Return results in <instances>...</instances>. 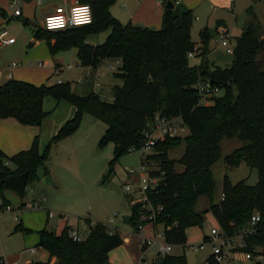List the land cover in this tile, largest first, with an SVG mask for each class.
<instances>
[{"label": "trees", "instance_id": "trees-1", "mask_svg": "<svg viewBox=\"0 0 264 264\" xmlns=\"http://www.w3.org/2000/svg\"><path fill=\"white\" fill-rule=\"evenodd\" d=\"M78 2L89 5L90 24L53 31L36 28L32 30L34 40H44L51 55L75 48L79 65L91 69L105 59L120 60L113 75L121 84L111 87V100L93 91L77 93L69 81L35 85L10 78L0 84V119L13 118L21 125L38 127L46 115L42 106L46 97L66 101L74 107L73 116L42 149L38 136H34L26 150L11 156L0 151V211L10 205L4 191L10 190L22 200L28 186L38 181L41 173L48 175L50 150L60 139L75 132L84 114L106 125L98 145L113 146L102 181L112 175L113 165L121 156L141 147L144 132L155 115L177 118L186 128L184 137H165L148 155V159L158 163L159 171L154 174L160 181L150 199L153 205L161 206L155 223L162 226L165 242L185 246L186 229L201 227L205 213L209 212L223 236L241 235L242 246L236 251L260 257L254 264H264V34L251 6L246 9L251 17L235 38L231 60L221 67L207 57L209 41L218 28H202L195 46L190 37L194 16L189 9L182 10L179 5L169 9L164 3L161 26L151 30L116 20L109 12L115 0ZM0 16L7 17L1 8ZM106 30L108 34L102 43L87 44V36ZM189 52L199 58L197 64L189 62ZM199 79L211 80L219 87V95L209 104H200L193 89ZM223 138H236L241 143L224 156V164L235 168L244 163L256 169L257 180L252 185L244 180L231 184L224 175L222 198L215 201L211 166L221 156ZM181 143H184L181 156L177 160L169 159L167 152ZM176 164L182 166L181 171L175 170ZM199 197L208 200L203 210L195 208ZM253 213H258L259 221L253 232L247 233ZM137 220V206L133 205L128 225L134 230ZM84 222L88 234L80 241L72 240L67 225L59 232L45 228L37 231L36 246L55 258V262L26 264H109V252L121 246L123 238L117 230L109 233L101 222L88 218ZM13 232L31 231L17 222ZM208 262L215 264L211 256ZM162 263L186 264V259L184 254L176 257L166 254ZM0 264H5L1 256Z\"/></svg>", "mask_w": 264, "mask_h": 264}, {"label": "rangeland", "instance_id": "rangeland-1", "mask_svg": "<svg viewBox=\"0 0 264 264\" xmlns=\"http://www.w3.org/2000/svg\"><path fill=\"white\" fill-rule=\"evenodd\" d=\"M58 1L59 0H44L43 2L46 4L57 2V4L60 5L61 2ZM123 2V0H115L109 8L110 14L116 20L118 19L111 13V8L118 18L123 19L126 11V7H123ZM0 4L3 10L8 13L10 12L6 2L1 1ZM246 6H251L252 12L257 14L264 27V0H240L237 17L229 23L231 26L230 35L232 34L230 42L232 45H234L235 41L234 36H237L240 32V26L242 25L245 15L247 16V20L251 17L249 13L243 10ZM20 20L21 17L12 18L7 21L6 29L9 36L17 41L18 49H23L26 54L31 50V45H29L30 41L21 43V38L25 32L29 33L31 36L33 27L32 25L23 24ZM122 22L125 23L126 21ZM218 31L216 32V38L218 36ZM190 32L191 39L197 41V29L193 27L191 30L190 28ZM107 33L108 30L91 34L87 36L85 40L86 42L95 43L97 39L100 44L105 38L103 36ZM214 39L213 37L211 39L212 41H210L211 46L215 43ZM42 42L44 43L45 41L42 40ZM38 48L41 49V51L39 53L35 52L34 58L31 59V61L33 65H35L37 61H41L45 63V67L39 68L31 66V68H25L24 71L25 75L28 73L31 78H38L41 72L52 70V74L41 82L43 84L56 83L58 80L69 81L71 82L72 90L77 93H87L93 89V92H99L98 94L101 97L108 100H111L110 94H106V97L103 95L108 85H113L114 83L118 85L121 84V80L113 75L117 65L114 66L115 68L113 70H110L109 68H105L106 64L104 62L99 65L97 71L99 80L93 81L92 78H88L89 84L85 83L87 86L85 90H83L77 83V80L81 77L83 78L82 74H84L86 69L79 67L75 48L58 51L54 55L49 54L46 44H42V46ZM43 50L47 52L46 57L43 54ZM211 58L216 65L222 67L230 62L231 55L225 53L224 49H218L217 47L213 49ZM189 62L192 64L195 60L189 59ZM56 63L62 68V71L58 73L54 72V65ZM67 66H71V68L67 69ZM42 106L46 115L40 124V149L48 142L57 129L74 114V107L63 100L56 101L51 97H46L43 100ZM105 128L106 125L103 122L93 118L89 114H84L75 132L60 139L56 143V146L50 150L47 171L51 179H53L52 183H45L43 179L41 182L36 181L32 183L28 186L26 195L22 200L12 191L6 190L5 195L9 200L12 211H0V246L5 252L19 250L21 248L20 246L23 244V239L30 240L33 238L32 233L34 232H30L31 234L12 233L13 226L18 220H21L23 225L35 228L42 221H45L47 218V211H51L54 214L53 219H50L51 223H55V220L64 224L66 220L68 224L76 225L80 223L79 225L81 226L83 225V218L87 216L103 224L108 223V221L112 219L113 227L116 228L122 238L128 239V243L112 250L109 254L110 256H108L111 258L113 264H128L132 262L131 254L136 252L137 247L139 252V247L144 243V240L149 239L151 236L148 226H145L143 233L137 234L132 226L122 223V218L130 215L131 207L122 190V183L126 180L124 170L125 168L137 169L139 167L140 153L138 151H130L128 154L121 156L113 165L112 175L106 181H102V177L107 171L108 161L112 157L113 150V146L110 143H106L102 146L98 145V140ZM179 133L178 136L182 138L187 131H179ZM240 144L241 143L236 138H223L221 141V156L211 166V171L215 179V201H218L220 198L221 184L224 175L227 176L231 184L244 180L247 184L252 185L257 180L256 169L249 168L244 163H241L235 168L228 167L224 164V156L230 153L234 148L240 146ZM183 150L184 143H181L170 149L167 152V157L171 160H177L181 156ZM175 170L181 171L182 166L176 164ZM21 203L23 206H20ZM34 203L35 206L32 207ZM207 205V198L199 197L195 208L196 210H203ZM37 206L38 208H35ZM210 215L209 212L205 213L201 227H189L186 229V244H189L187 247L172 246L168 254H170V256H177L183 253L186 264H210L208 262V257L211 254L209 245H206L202 250H193L194 247L203 241L202 236L208 234L210 228H212ZM52 227L53 225H49L47 228L50 230ZM157 229L160 230L161 226H158ZM52 230L58 232V229H55V227H53ZM239 244H241L240 235L233 238L230 244L231 260L229 264H254V260H257L256 257L253 256L250 259H246L244 257V252L235 250L239 247ZM5 254L7 253H1L3 256H5ZM157 254V245L155 244L148 246L143 251L144 258L149 263L153 262L152 264H158L156 260ZM24 257L25 253L23 254V258Z\"/></svg>", "mask_w": 264, "mask_h": 264}, {"label": "crops", "instance_id": "crops-1", "mask_svg": "<svg viewBox=\"0 0 264 264\" xmlns=\"http://www.w3.org/2000/svg\"><path fill=\"white\" fill-rule=\"evenodd\" d=\"M1 1L8 3V0H0V2ZM43 1H42V3L37 4L35 2V0H19L18 4H19V9H20L21 14L17 17H12V18L21 17V20H25V21H27L28 25H32V27H33L32 30H34L36 28H42L43 17L47 13L51 12L54 9V7L59 6V4H57V2L56 3L51 2V3L46 4ZM123 1H124L123 7H126L125 15L123 16L124 20L118 18V16L113 12V10L111 8V13L118 19V21L120 23L125 24L127 22H130L132 25H135V26H138L141 28H148L151 30H157L160 28L161 16L163 13V7H164V3H166V2H162L160 0H123ZM58 2H61L60 5L67 6V5L73 4L74 2H78V0H59ZM239 2H240V0H180L179 7L182 10L183 9H189L192 11L194 19L192 22L191 30L193 27H195L197 29V35H198L199 31L204 27H207L209 29L224 28L227 31V34L229 36V40L231 41L232 34L230 35L231 26L229 23L232 20H235L237 17ZM0 8H1V6H0ZM247 8H248V6H246L243 9L244 12H246ZM5 13H6V16L9 14L6 11H5ZM255 16H256V18H257V20L261 26L263 34H264V27L262 26L257 14H255ZM12 18H10V20ZM122 21H126V22L124 23ZM247 22H248L247 16L245 15V18L242 22V25L240 26L239 34L243 30V28L245 27ZM2 24H3V17L0 16V26ZM218 29H217V31H218ZM32 30H31V36L29 35V33L25 32L21 38V40H22L21 43L24 41L25 42L30 41L31 50L29 51V53L27 52L25 54V51L23 49L22 50H21V48L18 49V45H17L18 43L15 39H14L13 43H11L9 45H5L0 50V84L7 81V79L5 77L7 72H11V78H13V79L24 80V81L33 83L35 85L41 84L43 79H47L52 74V70H49L48 72H41V74L39 75L38 78H31V76H29L28 73H26V75H25V71H24L25 68L28 69V68H31V66L38 67L36 64L33 65L31 59L34 58L35 52L39 53L41 51V49H39L38 47L42 46V44H46L45 42L43 43L42 40H34L33 35H32ZM107 34L103 37L106 38ZM239 34H237V36ZM237 36H234V37L236 38ZM214 38H215L214 39L215 40L214 45L213 46L210 45V41H212V40H210L209 44H208L209 52L207 54V57L211 61H213L211 58V53H212L213 49L217 48V47H218V49L222 48L218 44L216 34H215ZM95 41H97V42H95V43L87 42V44H90V45L99 44L97 39ZM193 42L195 43V46H198L199 37H198L197 41H193ZM46 48H47V45H46ZM47 50H48V48H47ZM46 53H47L46 50H43V54L45 57H46ZM190 59L195 60V62H193L192 64H197L199 62V58H197V57L190 58ZM11 62L18 63V66L14 67V68H8L9 63H11ZM38 62L39 61H37V63ZM104 62L106 64L105 68H107V69L109 68L108 67L109 65H114V66L117 65V67H118V65L120 64V62L117 64H114L116 62V59H114V60L105 59V60H102L94 69H91L90 67L80 66L79 62H78V65L80 68L86 69L84 74H82L83 78L81 77L79 80H77V83L81 86V89L85 90V88L87 86V84H85V83H88V78H92L93 81L99 80V78L97 77V74H98L97 71H98L99 65L104 63ZM56 64L59 65L58 63H56ZM110 70H113V69H110ZM29 79H31V80H29ZM58 81H64V80H58ZM115 84L116 83H114L113 85H115ZM113 85L109 84L108 88H106L105 92L103 90V92L105 93L103 95L105 97H106V94H110V90H111V87ZM116 85H118V84H116ZM101 87H102V85H101ZM94 93H96V92H94ZM98 93L99 92H97V94ZM34 136H38V138L41 136V126L36 127V126L21 125L13 118L0 119V151L3 154H5L6 156H11V155H14L15 153H17L19 151L28 149ZM45 176H46V174L44 175L41 173L40 179L38 181L41 182V180ZM50 181H51V183L53 181V179H51V177H50ZM45 183H50V182H45ZM5 192L6 191H4V196L7 199ZM32 207H34V206L32 205ZM35 208H38V206ZM49 213H51L52 215L49 216ZM46 216H47V218L45 219V221L44 222L42 221L35 228H31V226L23 225L21 220L17 221V222H20L24 228L30 229L31 233L34 232V233H32L33 238L30 240L23 239V242H22L23 244L20 246L21 248L19 250H12L9 252H5V250L2 249V247L0 246L1 253L2 254L7 253V254H5V256L1 255V253H0V256L4 259L5 264H26V263L34 262V261L50 262V263L55 262V258H53V257L50 258L44 249L36 246L37 241H38L37 231L41 230L42 228L49 230V228H47V227H49V225L50 226L53 225V227H55V229H58V232L65 225L69 226L71 229H78V230L86 231L87 226L84 222V219L85 218L90 219L89 216L83 218V220H82L83 225L80 226L79 225L80 223H77L76 225L68 224L66 220H65L64 224H62L60 221H55V220H54L55 223H53V222L51 223L50 219H53V217H54V214L51 211H47ZM210 219L212 220V226L211 227H218V225H217V223L214 220L212 215H210ZM90 220L93 222L96 221L94 219H90ZM14 226H13V228H14ZM53 227L50 230H52ZM12 233H15V232H13V229H12ZM17 233L27 234V233H22V232H17ZM206 235L207 234L202 236V240ZM127 241H128L127 238H123V244L121 246H123L125 243H128ZM187 245H189V244H185V246H182V247L185 248V247H187ZM31 248L34 249L33 253L28 252V250ZM111 252H109V254ZM24 253H25V257L23 258ZM182 254H179L177 256H180ZM131 255H132L131 256L132 262H130L128 264L134 263L136 261V259L139 257L138 247L136 248V252L131 254ZM168 255H170V254H168ZM109 256H108V262H109V264H113V262ZM162 256L163 255L157 254L156 260H157L158 264L162 263ZM173 257H176V256H173Z\"/></svg>", "mask_w": 264, "mask_h": 264}, {"label": "built area", "instance_id": "built-area-1", "mask_svg": "<svg viewBox=\"0 0 264 264\" xmlns=\"http://www.w3.org/2000/svg\"><path fill=\"white\" fill-rule=\"evenodd\" d=\"M19 0H8L7 7L10 10L9 15L3 18V24L0 26V49L5 45H9L14 42V38L10 37L6 29V22L8 18L19 16ZM43 0H35L37 4L42 3ZM166 2L167 0H160ZM173 6L180 4V0H170ZM92 20L91 9L88 4L74 2L73 4L64 6L59 5L47 13L42 20V29L47 31L62 30L68 27L82 26L90 24ZM218 44L224 49L225 53L231 54L233 45L229 40V36L225 29H219L217 36ZM187 57L194 58V53H187ZM120 60L116 59L114 64L119 63ZM36 65L40 68L45 67V63L39 61ZM18 66V63L11 62L8 68H14ZM110 69H114V65L108 66ZM70 69L71 66H67ZM62 68H54V72L58 73ZM6 79L11 78V72L6 73ZM193 89L199 96L200 104H209L213 97L219 95V87L216 83L208 79H199L194 85ZM186 128L182 125L181 121L177 118L166 119L155 115L152 124L144 132V142L139 148H134L131 151H138L140 153L139 167L137 169L125 168L126 180L122 183V190L128 202L131 206H137L138 220L135 226V233L141 234L144 232L145 226H148L150 231V238L144 240V243L139 247L140 257L132 264H152L149 263L143 255V251L150 245H157L158 255H166L171 251L172 246L165 242L162 226L155 223V215L161 211V206L153 205L150 199L151 193L155 192L160 177L155 175L158 172V163L148 159V155L152 154L154 145L163 140L165 137L178 136L180 132L185 131ZM160 174H162L160 172ZM222 198V195H220ZM35 206V203L33 204ZM4 211H12L10 205L4 208ZM52 215L49 213V216ZM259 221L258 213H253L250 217L247 233L253 232L254 225ZM107 226L108 232L112 233L116 230L113 227V220L110 219ZM161 226L158 230L157 227ZM88 234V228L86 231L71 229L69 235L74 241H80L85 239ZM241 236V235H240ZM206 239L193 248L194 251L202 250L206 245L210 246L211 258L215 264H229L231 260L230 244L233 238L225 237L220 233L218 227L210 228L209 233L205 236ZM242 246V243L239 244ZM28 252L33 253L34 249H29ZM246 259L252 258L248 253L244 254ZM260 258V257H257Z\"/></svg>", "mask_w": 264, "mask_h": 264}, {"label": "water", "instance_id": "water-1", "mask_svg": "<svg viewBox=\"0 0 264 264\" xmlns=\"http://www.w3.org/2000/svg\"><path fill=\"white\" fill-rule=\"evenodd\" d=\"M166 7L167 8H169V9H172L173 8V4H172V2L170 1V0H167L166 1ZM43 181L44 182H50L51 183V181H50V176L49 175H46L44 178H43ZM128 222H129V215L128 216H124L123 218H122V223L124 224V225H128ZM162 264V263H161Z\"/></svg>", "mask_w": 264, "mask_h": 264}]
</instances>
